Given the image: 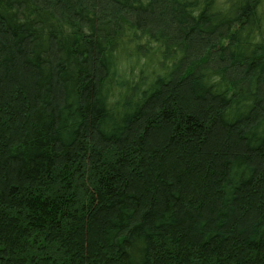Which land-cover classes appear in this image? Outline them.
I'll use <instances>...</instances> for the list:
<instances>
[{
  "label": "trees",
  "instance_id": "1",
  "mask_svg": "<svg viewBox=\"0 0 264 264\" xmlns=\"http://www.w3.org/2000/svg\"><path fill=\"white\" fill-rule=\"evenodd\" d=\"M0 264H264V0H0Z\"/></svg>",
  "mask_w": 264,
  "mask_h": 264
}]
</instances>
